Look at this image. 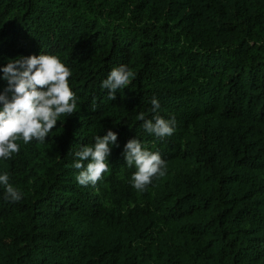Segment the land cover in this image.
Returning a JSON list of instances; mask_svg holds the SVG:
<instances>
[{
  "label": "trees",
  "instance_id": "1",
  "mask_svg": "<svg viewBox=\"0 0 264 264\" xmlns=\"http://www.w3.org/2000/svg\"><path fill=\"white\" fill-rule=\"evenodd\" d=\"M42 52L70 69L77 109L0 159L22 194L0 185V264H264V0H0V92L10 60ZM120 65L135 76L110 100ZM152 98L176 121L164 139L138 119ZM108 129V171L81 186L74 153ZM132 138L166 162L145 191Z\"/></svg>",
  "mask_w": 264,
  "mask_h": 264
},
{
  "label": "clouds",
  "instance_id": "2",
  "mask_svg": "<svg viewBox=\"0 0 264 264\" xmlns=\"http://www.w3.org/2000/svg\"><path fill=\"white\" fill-rule=\"evenodd\" d=\"M2 72L8 87L0 92L3 105L0 108V159H10L20 151L17 140L22 139L25 144L34 139L44 142L62 115L76 112L77 97L69 85L70 69L55 55L42 52L20 56L10 60ZM134 76L127 65H120L109 72L101 87L108 90L110 100H115L117 92L128 87ZM151 105L150 111L154 113L151 119H146L144 113L138 116L143 128L159 139L173 135L175 118L165 119L159 114L161 105L156 98H152ZM117 138L118 133L108 129L106 134L96 135L94 143L75 151L73 167L79 170L75 179L81 186H95L103 179ZM123 155L127 166L136 169L130 182L137 191L147 190L154 178L165 175L166 162L161 155L147 150L138 138L127 141ZM9 179L7 172L0 174L4 199L15 203L22 199V194Z\"/></svg>",
  "mask_w": 264,
  "mask_h": 264
}]
</instances>
